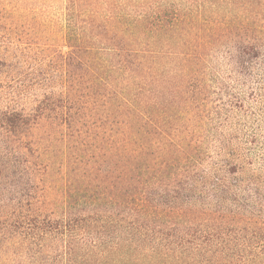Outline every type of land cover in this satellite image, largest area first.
I'll list each match as a JSON object with an SVG mask.
<instances>
[{
  "label": "trees",
  "instance_id": "obj_1",
  "mask_svg": "<svg viewBox=\"0 0 264 264\" xmlns=\"http://www.w3.org/2000/svg\"><path fill=\"white\" fill-rule=\"evenodd\" d=\"M0 264H264V0H0Z\"/></svg>",
  "mask_w": 264,
  "mask_h": 264
},
{
  "label": "rangeland",
  "instance_id": "obj_2",
  "mask_svg": "<svg viewBox=\"0 0 264 264\" xmlns=\"http://www.w3.org/2000/svg\"><path fill=\"white\" fill-rule=\"evenodd\" d=\"M7 11L9 12L8 14H6L7 19L10 22L14 17H16L17 13H21L22 19H25L24 22H22V26L19 28V30L21 29L22 31H19V37L17 39H22L23 37L24 39H26V37H28L27 35H30V33H34L33 30L36 32V34H38L40 30L42 32L39 35H46L50 37V34L52 32L51 29H54L55 27L59 29L60 22L62 19V12L60 7H42L39 9L31 7H27L24 9H16L15 7H9ZM32 23H34L38 27H34ZM56 37L57 39L55 40H53V38H48L50 39V42L48 41V39H46L45 43L53 42L57 46V51L65 52L66 48L63 45L61 36L56 35ZM42 43L39 42L38 44H33L32 46L29 43H25L26 46L30 47L29 49L27 47L23 48L24 52L21 55V59L36 57L37 61L39 60V62L45 60L46 67L43 69H29L30 67L24 68L22 71H19L21 80H23L29 86L38 84L42 85V89L44 91H60L63 88V79L61 71L62 69H58L57 65L53 63V60L51 58L52 53L50 49L49 51H46V49L43 48ZM28 62L32 65L35 63L31 60H28ZM33 96V93H26V96L24 95L22 98H25L26 101H28L27 99H30Z\"/></svg>",
  "mask_w": 264,
  "mask_h": 264
}]
</instances>
